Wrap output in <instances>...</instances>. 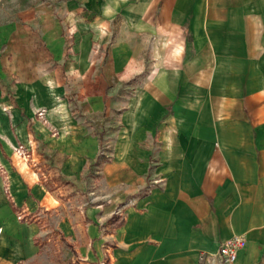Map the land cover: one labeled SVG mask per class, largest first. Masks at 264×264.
Here are the masks:
<instances>
[{
	"label": "crops",
	"instance_id": "1",
	"mask_svg": "<svg viewBox=\"0 0 264 264\" xmlns=\"http://www.w3.org/2000/svg\"><path fill=\"white\" fill-rule=\"evenodd\" d=\"M52 218L81 264H264V0H0V264Z\"/></svg>",
	"mask_w": 264,
	"mask_h": 264
},
{
	"label": "rangeland",
	"instance_id": "2",
	"mask_svg": "<svg viewBox=\"0 0 264 264\" xmlns=\"http://www.w3.org/2000/svg\"><path fill=\"white\" fill-rule=\"evenodd\" d=\"M35 242L39 246L37 254L19 264H81V259L75 257L77 255L75 251L77 242L64 237L57 227L55 218L40 225V231ZM109 245L113 246L111 242ZM107 255L102 259L105 264H109Z\"/></svg>",
	"mask_w": 264,
	"mask_h": 264
},
{
	"label": "built area",
	"instance_id": "3",
	"mask_svg": "<svg viewBox=\"0 0 264 264\" xmlns=\"http://www.w3.org/2000/svg\"><path fill=\"white\" fill-rule=\"evenodd\" d=\"M14 150L22 161L28 160L29 152L23 145L18 144ZM244 242L245 240L242 234H233L229 238L220 241L215 253V258L220 263L234 262L237 257V251L243 246Z\"/></svg>",
	"mask_w": 264,
	"mask_h": 264
}]
</instances>
